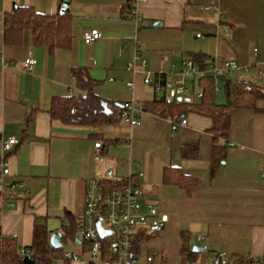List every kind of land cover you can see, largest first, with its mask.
Wrapping results in <instances>:
<instances>
[{
    "label": "crops",
    "instance_id": "crops-1",
    "mask_svg": "<svg viewBox=\"0 0 264 264\" xmlns=\"http://www.w3.org/2000/svg\"><path fill=\"white\" fill-rule=\"evenodd\" d=\"M236 1L218 0L216 12L203 11V0H146L139 4L138 14L147 25L137 36L143 48V70L152 82L158 81V74L177 80L185 71L182 62L201 53L209 58L205 65L219 67L232 59L249 67L241 76L264 91V80L256 81L257 70L264 71V0H238L248 12L240 20L233 13ZM62 2L0 0V155L2 142L10 137L19 140L6 153L7 175L1 176L0 165V240L11 239L18 248L28 247L33 226L40 222L50 235L61 233L68 224L67 216L78 220L83 212L87 180L116 181L142 174L138 178L140 201L154 204L165 222L157 234H148L141 243L140 264H147L145 258L154 251L160 256L150 264H183L188 258L181 253L182 234L192 248L204 249L194 251L195 264H205L218 251H225L233 264L240 260L244 261L241 264H264V112L249 106L250 98L241 99L226 138L220 140L225 158L211 174L212 121L194 106L181 116L187 124L175 131L170 128L172 119L151 111L138 114L139 124L134 126L117 119L122 102L142 104L154 99L152 86L142 82L143 74L127 70L135 25L125 16V0H69L66 11L72 40L66 49L49 52L33 43L28 29L22 32L19 45L4 43L7 11L28 7L39 14H55ZM245 17L253 19L257 31L256 46L247 56L238 52L237 39L238 29L246 25ZM92 29L98 30L100 38L86 44L83 35ZM29 57L35 64L24 71L23 62ZM79 68L95 81L93 93L106 102L109 113L102 111L113 114L111 122L89 126L50 118L54 98L84 94L73 76V70ZM204 76L214 81L216 102L224 103L223 86L229 81L234 88L235 74L215 78L207 69H197L188 77L186 85L194 92L181 100H200L196 93L201 92ZM128 82L133 83L132 88ZM192 142L197 143L196 157L182 158V146ZM96 143H100L99 149ZM97 153L100 157L95 159ZM169 167L178 168L198 184L190 193L164 184L163 171ZM73 244L81 254L78 233ZM96 258L112 264L101 261L99 255Z\"/></svg>",
    "mask_w": 264,
    "mask_h": 264
},
{
    "label": "trees",
    "instance_id": "trees-1",
    "mask_svg": "<svg viewBox=\"0 0 264 264\" xmlns=\"http://www.w3.org/2000/svg\"><path fill=\"white\" fill-rule=\"evenodd\" d=\"M124 13L129 8V0H125ZM4 43L11 46L19 45L21 42L22 32L26 29L31 31L34 44L42 45L49 52L57 49H66L70 46L72 40L70 18L67 11L64 14H39L32 8L16 7L4 14ZM190 60L193 65L199 70H206L209 61L207 55L198 53L192 55ZM73 76L77 86L84 92L78 97L54 98L52 100L49 115L51 119L60 120L67 124H83L89 126H99L111 122L113 114L107 115L102 111L101 101L93 93L95 81L90 78L87 71L84 69H74ZM201 93L200 100L195 102L191 99H183L175 104H166L160 96H154L151 102L142 103L144 110L151 111L158 116L178 120L183 116L190 105L194 106L198 113L208 116L212 125L210 132L213 135L210 153V172L214 174L220 162L225 158V146L220 143L221 139L226 138L230 120L233 113L240 107L241 99L244 93H241L236 87H232L229 81H225L223 86L226 96L224 103H217L214 93L213 79L204 76L200 79ZM250 103L256 111L264 112V91L257 86L251 93ZM261 107H257V104ZM197 143H187L181 148V156L186 159H193L197 155ZM127 181L126 179L108 181L99 180L100 184L108 190L119 189ZM162 181L166 185H177L181 189L190 193V191L198 184L196 179L184 175L178 168L169 167L163 171ZM68 224L63 225L61 229L63 245L60 249H54L49 243V231L44 223H36L32 230L31 244L27 248L32 251L31 258L20 259L18 256L19 248L15 246L11 239L0 240V264H53L57 259H60L64 245L68 242H75L77 235V222L74 218L67 216ZM149 235L140 232L136 235L133 241V250L136 254L140 249V245ZM181 253L188 260L194 262L192 250L189 242H187L185 234H182ZM102 251L99 254L101 261L109 263L115 261L109 253L111 238H102ZM89 253V248L86 243L82 242V253ZM240 260L237 264L243 263ZM63 264L70 262L63 261Z\"/></svg>",
    "mask_w": 264,
    "mask_h": 264
},
{
    "label": "built area",
    "instance_id": "built-area-1",
    "mask_svg": "<svg viewBox=\"0 0 264 264\" xmlns=\"http://www.w3.org/2000/svg\"><path fill=\"white\" fill-rule=\"evenodd\" d=\"M201 9L205 12H216L218 0H203ZM146 0H129V8L125 16L132 20L135 25V33L132 39L133 56L127 64V70L132 74H143L142 82L144 85H151L154 96H160L166 104H175L186 95V93L194 92V90L186 85L188 77L197 71V68L190 60L182 62L185 71H182L177 80L163 77L158 74V81L152 82L149 73L145 72V61L142 57L143 48L139 42L137 33L139 29L147 25L146 20L138 14L137 6L145 3ZM223 30H226L223 27ZM197 34L196 37H200ZM100 38V33L96 29H92L83 35V41L91 44ZM256 49L253 50V53ZM35 61L32 58H26L23 62V70L29 71L34 66ZM207 70L210 71L215 78H224L225 75L235 74L234 85L237 90L242 93H251L254 84L241 76L242 72H247L249 67L240 66L235 60H225L221 66L209 64ZM163 79L162 83L160 79ZM264 80V71L257 70L256 81ZM129 87H133L132 82H128ZM197 97H201L202 93L197 92ZM144 111L143 105L134 100L124 101L120 104L117 111V119L131 126L138 125V114ZM187 124L185 118L170 121L172 131ZM19 144V140L10 137L2 142V153L0 155L1 176L8 174V159L6 153ZM96 149L100 148V143H96ZM100 157L99 153L95 155V159ZM138 176H130L126 183L119 189L108 190L100 184L97 179H89L85 184V192L83 199V212L77 222V233L83 243L89 248V254L97 257L102 251V244L96 222L99 220L102 229L111 231L112 234L105 237L111 238L109 253L115 257V261L111 263L117 264H140L139 256L133 250V241L140 232L147 234H157L164 226V218L157 215V207L154 204H143L140 201L142 195L141 187L138 183ZM1 183V179H0ZM197 238V240H199ZM32 251L27 247H20L18 256L20 259L31 258ZM160 252L154 251L152 255L145 258V262L150 264L154 262L155 257H159ZM60 260L66 262L81 261V256L74 251L64 250ZM85 264H93L86 261ZM183 264H195L190 260H185ZM205 264H233L225 251H218L205 259ZM252 264H256L253 262Z\"/></svg>",
    "mask_w": 264,
    "mask_h": 264
},
{
    "label": "rangeland",
    "instance_id": "rangeland-1",
    "mask_svg": "<svg viewBox=\"0 0 264 264\" xmlns=\"http://www.w3.org/2000/svg\"><path fill=\"white\" fill-rule=\"evenodd\" d=\"M234 4L236 6H234V8H233V13L237 16L236 17L237 20H240V18L244 15V13H246V15H247V13H248L247 8H246V10H244V8L242 6L243 3L238 1V0L236 2H234ZM249 4H251V3H249ZM253 4H255V3H253ZM251 11H253V10H251ZM244 23L246 25H243V29H238V31H237V39H238V42L240 44V51H238V52H240L241 55H246V54L251 53L252 48L256 46L255 37L257 36V34H256L257 31L255 28L256 26L254 24L253 19L251 18L248 20L247 17H245ZM201 30H203V29H201ZM201 32H203V31H201ZM219 93H217V96L220 95ZM248 98H250V96L246 95V96H243L242 99L246 100ZM217 100H219V97ZM77 248H78L77 245H75L71 242H68L64 245V250H70V251H75V252L77 251L76 253L81 256V261L70 262V264H85L86 261L93 262V264H107L104 262H100L98 260V258H96V257L93 259L89 253L80 254L78 252ZM53 264H63V261L60 259H57L53 262ZM112 264H116V263H112Z\"/></svg>",
    "mask_w": 264,
    "mask_h": 264
},
{
    "label": "water",
    "instance_id": "water-1",
    "mask_svg": "<svg viewBox=\"0 0 264 264\" xmlns=\"http://www.w3.org/2000/svg\"><path fill=\"white\" fill-rule=\"evenodd\" d=\"M68 2H69V0H63V2L61 4V7H60V10H59V14H64L65 13V11L67 9V6H68ZM153 25H155V24H153ZM101 106H102V108L104 109V111L106 113H109V111L107 109L106 102L102 101L101 102ZM96 227H97V231H98V234H99L100 238H105V237H107V236L112 234L111 231H107V230L102 229L99 220L96 222ZM49 243H50L52 248L60 249L62 247V245H63V240H62L61 233L58 232V231H55V232L51 233V235L49 237ZM192 250L195 251V252H198V251H202L204 249L203 248H198L196 246H193Z\"/></svg>",
    "mask_w": 264,
    "mask_h": 264
}]
</instances>
